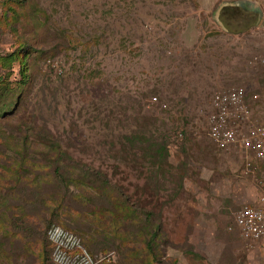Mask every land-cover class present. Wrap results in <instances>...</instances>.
Wrapping results in <instances>:
<instances>
[{"label": "rangeland", "instance_id": "rangeland-1", "mask_svg": "<svg viewBox=\"0 0 264 264\" xmlns=\"http://www.w3.org/2000/svg\"><path fill=\"white\" fill-rule=\"evenodd\" d=\"M236 1L241 6L219 12L223 29L216 12ZM23 43L21 55L29 52L32 66L24 120L64 146L69 139L86 149L70 152L62 165L82 156L102 183L109 181L101 192L130 202L135 213L102 219L105 229H97L90 198L77 197L73 186L63 196L55 165L25 153L14 138L19 134L11 136L0 117V182L23 181L12 203L0 208V264H44L45 258L55 264L47 239L54 225L79 237L98 264H158L146 245L158 225L159 264H264V236L246 240L235 224L236 214L263 194L264 162L247 159L238 144L219 150L209 136L213 99L237 88L247 91L251 110L233 126L237 136L264 125V0H0V57ZM20 64L6 79L11 88L21 79ZM255 93L258 100L251 99ZM141 94L148 99L140 101ZM158 127H171V168L161 170L136 148L134 160L124 152L112 159L107 149L116 144L122 151L123 135ZM55 210L59 222L44 226ZM129 223L148 227L126 232Z\"/></svg>", "mask_w": 264, "mask_h": 264}, {"label": "trees", "instance_id": "trees-1", "mask_svg": "<svg viewBox=\"0 0 264 264\" xmlns=\"http://www.w3.org/2000/svg\"><path fill=\"white\" fill-rule=\"evenodd\" d=\"M26 47H27L26 43H23L16 51L12 52L9 55H5L4 57H0V80L2 79L0 81V117L5 121L4 124L5 128H7V130L10 132L11 136L14 132L19 134V136L14 138L19 137L16 141L18 142V144L21 146L22 150L25 153L27 152L35 153L37 154V156H35L36 158H38V156L39 157L41 156V158L43 159V163L46 166L48 165L50 167L52 165H55L53 170L54 176H56L58 189L59 191L63 192V196L69 194L70 188L71 186H73L79 192L77 197H79L82 193L83 195H85L84 197L90 198L89 200L91 201V205H93L90 211H92V213L97 214L99 216L96 222L97 229L98 228H101L103 230L105 229L103 227L104 222L101 221L102 219H106V221H108V219L111 220L113 219L114 221L115 220L118 221L120 219L124 220L125 216L133 215L135 213L134 206L133 205L131 206L130 202L120 201L118 199L115 200L113 199V197L104 195L101 192V191H105V189L110 186L109 181L105 179V182L102 183L100 181V178L98 177L97 172L96 174L93 173V170L82 160L83 158L82 156L78 159L80 161L79 163L72 161L71 163H73V165L70 164L62 165V163L66 162V160L69 158L67 155H69L70 152L82 155L84 152H86V149L71 144L70 141H68L69 139L67 140V145L64 146L62 144L63 141L61 139H59L60 141L52 140V138L47 137L45 135V133L38 127L37 124H33L32 121L30 124H28L27 121H25L26 119L24 118V113L28 111V108L26 106L27 104L26 96L28 98V93H30V90L32 89V86L29 84V80L31 79V77L28 75V72L30 71L32 66L29 65L25 60L28 57L29 52L24 53V55L23 54L21 55V53H23ZM15 61H19L21 63L19 68L21 79L17 81V85L14 88H11V84L8 83L6 79L12 75L11 70L13 69V64ZM9 69L10 71H8ZM143 99L144 100L148 99L146 94H141L140 101H142ZM158 129L159 127L155 128L154 131L153 130L147 131V133L132 130L131 133L123 135L124 139L119 142L122 151L116 148V144L112 145L110 149L107 150L109 152L115 153L112 159L118 162L119 160L118 158L121 152H124V155L131 154L133 157L129 159L130 161L134 160L133 158L136 157V154L134 152H131V150L136 148L137 151L141 152L142 155H144V153L150 154L152 156L153 159L152 162L154 166L158 165L159 167H161V170H164L166 167L171 168L172 166L169 164V160H168L170 156V150H169L170 137L167 133L171 131V127H167L162 132L159 131ZM3 140L5 139L3 138ZM79 145L84 146L86 148V143ZM40 148H42L41 151H39ZM83 156L87 157V155L86 156L83 155ZM24 157L28 159V157L26 156ZM70 157L72 158V156ZM37 161H38L37 159H31V162L33 163ZM32 167L34 168L35 165H33ZM185 169H186L185 167L181 166L180 173H184ZM153 173L152 172L148 173V175H146L144 179L145 180L151 179L153 177ZM160 173L163 174L162 171ZM179 178H180V185H182L183 176L180 175ZM7 182L9 183L7 185L5 184L2 185L3 182H0V205H1L0 208L2 207L1 210L4 209L3 207L4 205L2 206V204L9 205L10 203H12L11 200L15 195L14 191H18V189L20 188L19 186L22 185L23 183L22 179H14ZM10 185H12V188L9 187ZM4 186H7L6 188L7 190L5 191V193L1 194V189H3ZM90 189L96 195H93L92 193L91 195L87 196ZM9 190L13 191V193L12 192L8 193ZM18 194H20V192H18ZM97 198H103V199L100 200ZM103 200H105L108 205L106 206L102 205ZM123 209L125 211L121 212ZM53 216H54L53 219L51 218L45 220L43 219L44 226H49L50 224H52V222L58 221L59 217L56 210ZM145 216H147V214H145ZM13 221L15 223L13 222L12 224L14 228L17 229L16 220ZM131 225L134 224L129 223L124 229V231L129 232V229H132L133 231L136 230L137 232H141L142 230L145 231L148 227V225L145 224L146 226L145 225L143 226L145 229L144 228L136 229ZM55 226L58 225H54L51 228ZM122 227H125L124 224L122 225ZM161 232H162L161 226L158 225L156 226L155 232L153 234L149 235L148 233L149 236L148 239H146L147 247H151V249L154 252L153 261L158 264L160 263V261L158 260L160 259L158 254L159 252H161L160 250L161 244H156V240L161 236L162 234ZM35 237L40 238L41 234L38 235L36 234ZM104 238L107 239L109 237L107 235H104ZM47 239L50 248L52 249V253H54L55 246L49 240L48 233H47ZM122 241H124V238H122ZM116 244L117 241H114L113 246H116ZM91 245L93 248H96L97 246L101 245V242L99 243V245L96 244L94 245V243ZM153 245H155L154 246L155 248L153 247ZM105 246L107 247V245H105L103 242L102 244L103 250ZM118 247L119 246H117V248ZM52 260L53 259H51V261ZM51 263L54 264L53 262ZM44 264H48L47 258H45ZM120 264H126L125 260L124 259L121 260Z\"/></svg>", "mask_w": 264, "mask_h": 264}, {"label": "built area", "instance_id": "built-area-1", "mask_svg": "<svg viewBox=\"0 0 264 264\" xmlns=\"http://www.w3.org/2000/svg\"><path fill=\"white\" fill-rule=\"evenodd\" d=\"M252 99L258 100L259 94L252 95ZM246 100L247 91L243 88L216 95L213 99L216 110L212 116L209 136L219 150L226 151L231 146L238 144L237 146L246 153L247 159L252 156L256 162H264V125L250 130L242 138L238 137L233 129L239 119L251 116V110ZM232 108H235L240 115L230 111ZM250 166L251 163L247 161V168ZM260 184L263 194L257 204L244 207L235 216V224L240 230L241 236L249 241H258L264 236V180L260 181ZM48 238L55 246L53 253L55 264H98L99 262L83 247L79 237L60 226L51 228Z\"/></svg>", "mask_w": 264, "mask_h": 264}, {"label": "water", "instance_id": "water-1", "mask_svg": "<svg viewBox=\"0 0 264 264\" xmlns=\"http://www.w3.org/2000/svg\"><path fill=\"white\" fill-rule=\"evenodd\" d=\"M241 4H242V2L236 1V2H234V3H222V4L220 5V7L218 8V10H217V12H216V20H217V21L219 22V24L223 27V29H225L224 26H223V24L218 20V16H219V12H220V10H221L222 8H224V7H228V6H241ZM252 9H253L254 11L258 12V8H257L256 5H254V6L252 7Z\"/></svg>", "mask_w": 264, "mask_h": 264}, {"label": "crops", "instance_id": "crops-1", "mask_svg": "<svg viewBox=\"0 0 264 264\" xmlns=\"http://www.w3.org/2000/svg\"><path fill=\"white\" fill-rule=\"evenodd\" d=\"M247 96H248V93H247ZM252 98V97H251ZM257 203H255L254 205H256Z\"/></svg>", "mask_w": 264, "mask_h": 264}, {"label": "flooded vegetation", "instance_id": "flooded-vegetation-1", "mask_svg": "<svg viewBox=\"0 0 264 264\" xmlns=\"http://www.w3.org/2000/svg\"><path fill=\"white\" fill-rule=\"evenodd\" d=\"M246 9H248V8L246 7Z\"/></svg>", "mask_w": 264, "mask_h": 264}]
</instances>
